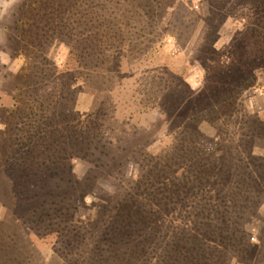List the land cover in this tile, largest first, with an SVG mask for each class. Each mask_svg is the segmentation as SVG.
I'll return each instance as SVG.
<instances>
[{"label": "rangeland", "instance_id": "1", "mask_svg": "<svg viewBox=\"0 0 264 264\" xmlns=\"http://www.w3.org/2000/svg\"><path fill=\"white\" fill-rule=\"evenodd\" d=\"M0 12V264H126V238L147 264H264V0ZM135 181L166 205L104 239L99 204ZM203 196L235 224L189 222ZM61 209L82 241L50 235Z\"/></svg>", "mask_w": 264, "mask_h": 264}, {"label": "trees", "instance_id": "2", "mask_svg": "<svg viewBox=\"0 0 264 264\" xmlns=\"http://www.w3.org/2000/svg\"><path fill=\"white\" fill-rule=\"evenodd\" d=\"M42 105V104H41ZM142 182H137L133 184V186L136 188V190H130L126 193L122 192L116 195V197L109 203V204H99V210L96 219L94 220V223L98 224L99 229L101 230L99 234H102L103 238L112 237V231L114 225L117 223H120L121 228L124 231H127V228H125L124 225L128 224L130 221V218L138 217L140 220H138L142 225L145 223H151L153 213L157 209L158 204H164L161 201H168V198H160L157 199V196H152L151 194L143 192L141 187ZM144 189V188H143ZM202 200L198 199L195 206H193V211L186 212L188 213L187 219H189V222H194L196 224H200L202 226L206 224H210L207 226H211L214 222H219L220 224H227L231 225L233 222L235 224V214H232L228 211H220V208L216 204H211L209 202L210 198L206 199L204 196L201 198ZM170 200V199H169ZM202 203V204H201ZM204 203V204H203ZM58 214H56L57 220H55L54 225L50 224V228L48 230L51 231V236L56 239L57 242H68L72 244H76V240H83V238H79L78 235L76 238L72 234H69L70 228H68L69 223V215L67 210H58ZM105 217V218H104ZM116 218V219H115ZM115 219V221H113ZM232 219V220H231ZM113 221V222H112ZM124 222V223H122ZM96 224V225H97ZM110 224V225H109ZM111 235V236H110ZM206 235V234H203ZM202 236V235H200ZM211 236V235H209ZM51 237V238H52ZM71 238L72 241L70 240ZM102 238V239H103ZM193 239H197L193 237ZM192 239V240H193ZM118 241L116 242V244ZM140 243V242H139ZM139 243H132L131 241H128L126 238L125 241L121 242L119 244V249L123 256H126V264H142V261L144 264H147L149 261L157 260L156 255L158 256V249L156 245H145V244H139ZM180 241H178L176 244L178 245ZM116 244H113V242L109 243V247H114ZM98 246V244H96ZM153 247V250L151 247ZM180 252L177 254V250H174L173 254H177L178 257L181 259H187L186 257V250L183 247H180ZM154 253V254H152ZM198 253V252H197ZM120 257V253L117 254ZM198 254L197 256H194L193 258H197V262L200 260ZM164 259L168 261H174V256L167 254L166 256H162ZM167 264V262H166Z\"/></svg>", "mask_w": 264, "mask_h": 264}, {"label": "clouds", "instance_id": "3", "mask_svg": "<svg viewBox=\"0 0 264 264\" xmlns=\"http://www.w3.org/2000/svg\"><path fill=\"white\" fill-rule=\"evenodd\" d=\"M3 0H0V3H2ZM10 3H14L15 0H9ZM0 16H3V12H0ZM4 127V125H0V129H2Z\"/></svg>", "mask_w": 264, "mask_h": 264}]
</instances>
